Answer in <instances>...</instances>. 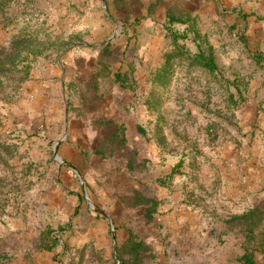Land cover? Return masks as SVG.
<instances>
[{"label":"rangeland","instance_id":"obj_1","mask_svg":"<svg viewBox=\"0 0 264 264\" xmlns=\"http://www.w3.org/2000/svg\"><path fill=\"white\" fill-rule=\"evenodd\" d=\"M246 252L264 264V0H0V264Z\"/></svg>","mask_w":264,"mask_h":264},{"label":"trees","instance_id":"obj_2","mask_svg":"<svg viewBox=\"0 0 264 264\" xmlns=\"http://www.w3.org/2000/svg\"><path fill=\"white\" fill-rule=\"evenodd\" d=\"M194 63L199 64L203 68H206L213 74H215L218 70L214 60L202 52L196 55ZM240 260L243 264H256L253 253L246 252Z\"/></svg>","mask_w":264,"mask_h":264},{"label":"water","instance_id":"obj_3","mask_svg":"<svg viewBox=\"0 0 264 264\" xmlns=\"http://www.w3.org/2000/svg\"><path fill=\"white\" fill-rule=\"evenodd\" d=\"M64 139H65V136H64L59 142H57V143L55 144V149H54V150H55V160H56L59 164H63L61 158L59 157V153H58V151H59V146H60L61 142H62ZM72 170L75 171V172L78 174V172H77V170H76L75 168H72ZM78 176H79V178H80V180H81V182H82V184H83V186H84V194H85V196H86V198H87V201L89 202L90 208L96 210V211H97L98 213H100L104 218H106L107 220H109L108 216H107L103 211L99 210V209L93 204V202L89 199V197H88V195H87V192L85 191V183H84L82 177L80 176V174H78Z\"/></svg>","mask_w":264,"mask_h":264}]
</instances>
